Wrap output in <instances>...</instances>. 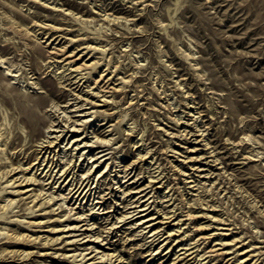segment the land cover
I'll return each instance as SVG.
<instances>
[{
  "label": "rangeland",
  "instance_id": "obj_1",
  "mask_svg": "<svg viewBox=\"0 0 264 264\" xmlns=\"http://www.w3.org/2000/svg\"><path fill=\"white\" fill-rule=\"evenodd\" d=\"M76 96L96 105L75 137L111 139L97 169L71 131L42 149ZM128 167L154 184L153 244L120 219ZM188 246V264H264V0H0V264H161Z\"/></svg>",
  "mask_w": 264,
  "mask_h": 264
},
{
  "label": "bare ground",
  "instance_id": "obj_2",
  "mask_svg": "<svg viewBox=\"0 0 264 264\" xmlns=\"http://www.w3.org/2000/svg\"><path fill=\"white\" fill-rule=\"evenodd\" d=\"M58 49V48H57ZM64 49V48H63ZM63 51V50H62ZM75 53V52H74ZM73 52L72 53H66L63 54L64 60H68V63L70 64V66H73L72 71L76 72V71H80L82 70V68L85 66V63H81L77 66V64L83 59L82 56H76ZM81 72V71H80ZM79 74V73H78ZM106 74V73H105ZM105 74L101 75L99 79H97L95 81V89L98 93L96 94H92L94 96L103 93V95L101 97H106L107 92H110L108 89H110V85H109V80L107 79L106 76H104ZM75 76V75H74ZM80 77V76H78ZM86 79V78H84ZM67 80V79H66ZM70 83V82H69ZM78 83V81L74 82V84ZM72 84L68 85L71 86ZM80 87V86H79ZM114 88V87H113ZM94 89V90H95ZM93 90V89H92ZM77 91V90H76ZM95 92V91H94ZM89 93V92H88ZM87 93V94H88ZM76 94V93H75ZM83 98H81L80 96H76L75 100L77 101L75 104V109L73 110V112L77 115V117H79L78 119L73 120V116H70L69 114H67L66 111H58L57 109H55L54 113H50V114H54L55 116V120L54 122L51 124V127L49 128V133L50 134H57V135H53V136H49V139L53 137V139H55L54 141H49L46 140L44 141L41 145H42V149L45 150V152L48 153V150L50 148H52L55 143L57 141H62L63 139L65 140L69 135V131L72 132L71 136L66 139L69 140V142L71 144H73L72 146H76V149H80V147L85 148H90V150H87L88 152L84 155H86V158H90L91 159V163H93V167L95 169H97L96 167H98V162L99 160H101L102 158H106L110 153L106 152V149H104V145L102 144H109L111 139L108 141H102L99 138H96L95 140H93L92 138H89V136H81V137H75L78 136L77 134L80 133V128L83 126H86L87 121L88 120H84L83 118H85V116H89L91 114L88 113L87 109H92L95 107L96 103L90 101L88 98H85L86 100H82ZM88 99V100H87ZM106 101V100H105ZM70 105V104H69ZM85 105H92L89 108H86ZM54 106V105H53ZM67 106V105H66ZM71 106V105H70ZM69 106V107H70ZM61 107V106H60ZM68 107V108H69ZM67 109V108H66ZM65 109V110H66ZM51 110V109H50ZM52 118V117H51ZM88 126V125H87ZM89 127V126H88ZM87 127V128H88ZM60 128H64V129H60ZM71 128V129H70ZM83 131V130H82ZM81 131V132H82ZM68 132V133H67ZM60 133V134H59ZM66 133V134H65ZM59 134V135H58ZM87 134V133H86ZM72 139V140H71ZM65 140V141H66ZM69 143H67L68 145ZM107 147V146H106ZM110 147V146H109ZM82 148V149H83ZM39 149V148H38ZM51 152V151H50ZM46 154V153H44ZM90 156V157H87ZM84 157V156H83ZM109 157V156H108ZM112 158V157H111ZM194 158V157H193ZM108 159V158H106ZM53 161V160H52ZM49 162V161H48ZM55 163V162H54ZM59 164V163H58ZM60 165V164H59ZM92 166V165H91ZM108 166V165H107ZM132 167V166H131ZM129 169L125 170L124 173V178H128L127 180L131 183L128 185V187L130 185L133 186V188H136V190L134 192H132L131 194H129L130 196L134 195L133 197H131L130 200H127V198H125V202H128V205H126V210L124 212H122L123 216L120 218L121 221H127L129 219H132L130 221H133L134 219H142L140 221V225H145V229H150L147 233L152 232V240H150L149 244H153L154 242L157 241L158 237H160V232L157 231H152V229H154L155 227V223H151L155 218H150V209L152 207V202L151 199L153 196H151L152 190H153V181L152 183L149 182L145 185L139 184V181L136 180L135 178V174H134V169L128 167ZM135 168V167H134ZM72 168H67V169H59L58 173H55L53 175H51L50 177H48L49 182L47 184H54V183H58L60 182V186L61 184L65 181H67V179H69L70 173H72ZM123 169V168H122ZM52 169H49V172ZM56 172V171H55ZM60 172V173H59ZM136 172V171H135ZM95 173V172H94ZM100 173V172H99ZM119 173V172H118ZM148 173V172H147ZM87 174V173H86ZM102 174V173H101ZM46 175V174H45ZM74 175V174H73ZM99 175V174H98ZM154 175V174H153ZM84 176V175H83ZM143 176V173H142ZM91 175H88L85 177V180L82 181L81 184H79V187H75L72 188L71 191L69 192L70 195L72 196V198L76 197L77 199H79V197H81L83 194V198L85 200V198H87L88 194H91V188L90 186V180H91ZM141 178V177H140ZM146 178V177H145ZM151 178V176H150ZM154 178V177H153ZM73 179V178H72ZM72 179L68 182V184L72 181ZM99 179V178H98ZM78 180V179H77ZM126 180V181H127ZM140 180V179H139ZM157 180V179H156ZM127 181V182H128ZM15 182V181H14ZM124 182L122 183L121 181H119V183H122V185L120 184L119 188H123L124 185L127 183ZM161 182V181H160ZM191 182V181H190ZM96 183V182H95ZM12 184V183H11ZM72 184V183H71ZM97 184V183H96ZM58 186V185H57ZM75 186V185H74ZM135 186V187H134ZM161 186V185H160ZM89 187V188H88ZM127 187V188H128ZM126 188V187H125ZM151 188V190H150ZM97 189V188H96ZM124 189V188H123ZM150 190V191H149ZM122 191V190H121ZM98 192V191H97ZM93 194V193H92ZM110 195V193H109ZM107 196V195H106ZM64 197V194H63ZM139 197V198H137ZM53 198V197H52ZM51 198V199H52ZM133 198V199H132ZM50 199V200H51ZM153 200V199H152ZM99 202H97L98 205ZM105 204V203H104ZM130 205V206H129ZM103 206V205H102ZM100 208V207H99ZM123 209V208H122ZM99 210V209H98ZM95 212V211H94ZM160 212V211H159ZM101 213V212H100ZM161 214V213H160ZM190 215V214H189ZM114 216V215H113ZM81 217V216H80ZM194 217V216H193ZM87 218V217H86ZM165 218V217H164ZM119 219V220H120ZM173 220V219H172ZM120 223V222H119ZM91 225V224H90ZM75 226V225H74ZM73 226L74 229H77ZM91 227V226H90ZM72 228V227H71ZM116 228V227H115ZM92 229V228H91ZM95 230V229H94ZM177 231V230H176ZM175 231V232H176ZM94 232V231H93ZM173 233V232H172ZM91 234V233H90ZM95 234V233H94ZM144 234V233H143ZM164 235V234H163ZM88 236V235H87ZM86 236V237H87ZM162 236V235H161ZM171 237V236H170ZM99 238V237H98ZM102 241V240H101ZM73 242V241H72ZM75 242V241H74ZM178 242V241H177ZM92 243V242H91ZM147 243V242H146ZM180 244V243H179ZM200 245V244H199ZM223 245V244H222ZM93 247V246H91ZM97 247V246H96ZM191 247V246H190ZM95 248V246H94ZM100 248V247H99ZM194 248L191 247H183L181 248V250H179L178 252H172L175 254V257L172 258V255H170V257H168V254H166L164 257H161L160 259L161 264H188L189 260L187 261L188 256L194 254V252H191L192 249ZM172 249V248H171ZM183 250V251H182ZM191 250V251H190ZM177 251V250H176ZM190 251V252H189ZM198 251V250H197ZM91 252V251H90ZM189 252V253H188ZM101 253V252H100ZM188 253V254H187ZM98 254V253H96ZM163 254V253H162ZM212 254V253H211ZM84 255V254H83ZM102 255V254H101ZM100 255V257H101ZM113 255V254H112ZM203 255V254H202ZM88 256V255H87ZM115 256V255H113ZM82 257V256H81ZM92 257V256H90ZM107 257V256H106ZM202 257V256H201ZM103 258V257H102ZM114 259V258H113ZM154 258H152L151 260H154ZM160 259L158 261H160ZM203 259V258H202ZM205 259V258H204ZM105 260V259H104ZM111 260V259H110ZM150 260V261H151ZM194 260V259H193ZM84 261V260H83ZM101 261V260H100ZM155 262V261H154ZM193 262V261H192ZM120 263V262H119ZM197 264V263H196Z\"/></svg>",
  "mask_w": 264,
  "mask_h": 264
}]
</instances>
